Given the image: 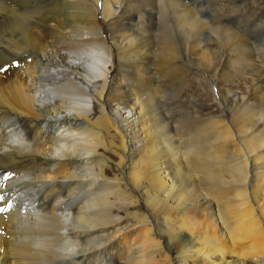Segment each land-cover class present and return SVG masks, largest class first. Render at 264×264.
Segmentation results:
<instances>
[{
	"label": "bare ground",
	"instance_id": "bare-ground-1",
	"mask_svg": "<svg viewBox=\"0 0 264 264\" xmlns=\"http://www.w3.org/2000/svg\"><path fill=\"white\" fill-rule=\"evenodd\" d=\"M225 1L0 0V264H264V68Z\"/></svg>",
	"mask_w": 264,
	"mask_h": 264
},
{
	"label": "rangeland",
	"instance_id": "rangeland-1",
	"mask_svg": "<svg viewBox=\"0 0 264 264\" xmlns=\"http://www.w3.org/2000/svg\"><path fill=\"white\" fill-rule=\"evenodd\" d=\"M238 1H240V2L244 1V2H242L243 3L242 4V8H243L244 11L242 10L241 12H236V13L234 11H232L233 9H235L234 6L232 7V2H233L232 0L225 1L226 5L223 2L218 4V6L219 5L225 6L226 12H224V15L228 18V20L226 18H222L221 19V20L224 21V22H222V25H225V24H228V26L230 25L229 26L230 29L232 31H234L235 33H237L239 31L238 34L242 35L251 44V46H252V48L254 50V53L256 55L257 61L259 62L260 66H262L264 68V48H263L264 47V31H262V30H264V27H263V25L260 26L258 24V21L260 22V20H258V19H260V18H263V22H264V0L263 1L262 0H238ZM238 4H240V3H238ZM244 5H246V6H244ZM255 5H256V7H255ZM244 14H246V15H244ZM236 18H237V20H236ZM232 19H233V21H232ZM256 20H258V21H256ZM255 21L257 23H254ZM215 26H220V25L215 24ZM236 28H237V30H236ZM250 39H251V41H250ZM258 43H259V45H258ZM259 47H260V49H258ZM255 48H256V50H255ZM261 51H263V52H261ZM257 55H258V57H257ZM262 62H263V65H262ZM185 66H186V68L184 70L188 71L189 73H188L186 79L184 77L181 79L182 80V83H181L182 87L180 85V82H179L180 80H179V81H177V83H176L174 88L176 90H181L180 98L182 99V105H184L188 110H190V108H191L190 103L193 102L195 99L198 100L199 102L200 101L203 102V104L205 106H204L203 109H201L202 111L199 114H200L201 118H204V117H206V115H208V113H211L210 107L211 106L215 107V104H216L215 102L216 101L214 100V97H213V94H212L214 91H212V89L209 87V85L207 84V81L204 78L202 80V78H197L196 77V75L194 73V70H193V69H195V67H193L190 64L188 65V63H186V62H185ZM198 70L200 72L204 71L202 69H198ZM187 79L189 81L186 82ZM235 81L239 85L238 89H240V91L242 93H244L245 92L244 86L241 85V83H238V82H240L239 76L235 79ZM224 86H225V84H223V87ZM172 90H173V88H172ZM169 93L170 94H174V92L173 93L169 92ZM189 99L192 100V101H190ZM167 104H168V107H167ZM173 106L175 108L174 101L171 102V100L167 99L166 107L168 108L169 116H171L170 113H172V115L174 116V108H173ZM176 116H175L174 120H178V121L182 122V124L186 122V124H183V125L180 123L179 126H186V125L188 126V122H189V125L194 126L192 118L188 117L187 114H184V113L183 114H179V115L177 114ZM179 116H181V117H179ZM235 140H236L238 146L240 148H243V144L241 143L240 138L238 137L237 133H236ZM230 149H233L232 144L230 146ZM183 150H185V146L183 147ZM230 154L231 155H235L237 153H234V154L230 153ZM226 161L228 163H230V165L231 164H237L235 158H229V159H226ZM103 250L104 249H102L100 251L104 253V257L107 259V263L108 264H111V263L113 264V263H115L118 260V254L117 253L115 254L114 253L115 251L112 250V251H110L108 253V251H106V250L103 251ZM84 264H88V261H85Z\"/></svg>",
	"mask_w": 264,
	"mask_h": 264
}]
</instances>
